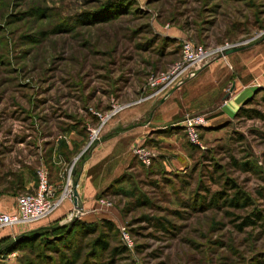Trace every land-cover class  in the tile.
Returning <instances> with one entry per match:
<instances>
[{"label": "rangeland", "instance_id": "rangeland-1", "mask_svg": "<svg viewBox=\"0 0 264 264\" xmlns=\"http://www.w3.org/2000/svg\"><path fill=\"white\" fill-rule=\"evenodd\" d=\"M184 42L233 47L152 95ZM263 53L264 0H0V192L15 203L39 170L69 191L45 219L0 230V264H264V71L220 111L228 56L243 69ZM85 173L86 209L79 196L63 209ZM74 222L93 233L68 235Z\"/></svg>", "mask_w": 264, "mask_h": 264}, {"label": "built area", "instance_id": "built-area-1", "mask_svg": "<svg viewBox=\"0 0 264 264\" xmlns=\"http://www.w3.org/2000/svg\"><path fill=\"white\" fill-rule=\"evenodd\" d=\"M233 46L224 43L221 46L211 49H204L193 46L189 42L181 45L180 61L173 64L169 70L148 79V87L152 90V95H158L167 89L178 86L184 79L194 76L196 70L209 62L213 57L222 56ZM113 111L110 113V115ZM204 122L200 118H194L186 122V128L190 135H194L193 128ZM69 181L66 182L68 187ZM69 198V191L64 190L55 195V190L49 185L46 173L43 170L37 172V186L34 192L21 194L16 197V210L14 213L6 214L0 212V230L12 226H27L39 222L51 215L62 203ZM72 217V213L67 215V219Z\"/></svg>", "mask_w": 264, "mask_h": 264}, {"label": "crops", "instance_id": "crops-1", "mask_svg": "<svg viewBox=\"0 0 264 264\" xmlns=\"http://www.w3.org/2000/svg\"><path fill=\"white\" fill-rule=\"evenodd\" d=\"M235 55L231 54L228 56V61L231 63H234V69H236V77H234L233 81V87L234 89L231 90L232 92L229 93V96L224 100L223 105L221 106V113L224 116L229 117L234 113L236 108L243 102V100L252 92L253 87H250L249 84L251 83V79L255 76H260V74L264 71V53L260 56L255 57L254 59H250L246 65H244V68L242 69L240 66L236 64V59L234 58ZM238 67V68H237ZM242 69V70H241ZM222 98V97H221ZM221 114V115H222ZM89 161V167L90 163H95V157ZM82 179L77 180V196H79V201L81 203V207L83 210L86 209V200L88 197H90L91 192H94V187L92 186V177L90 174L85 173V175H81ZM28 185L27 187H29ZM85 187V191L87 194L85 195L84 192H81L80 188ZM27 187H24V189H27ZM83 187V190H84ZM63 209H67L69 206L70 210L73 207L72 200L66 201L63 205ZM68 208V209H69ZM15 211V203L14 199L9 200V197L4 194L3 192H0V212L11 214ZM60 213L62 211L60 210ZM60 215V214H59Z\"/></svg>", "mask_w": 264, "mask_h": 264}, {"label": "trees", "instance_id": "trees-1", "mask_svg": "<svg viewBox=\"0 0 264 264\" xmlns=\"http://www.w3.org/2000/svg\"><path fill=\"white\" fill-rule=\"evenodd\" d=\"M102 223H105L106 225L109 226V224L106 222H102ZM244 225H247V223ZM67 233H68V235L70 233H74L75 235H78V236H84L85 233L86 234L87 233H93V229L85 226V224H81L79 222H74L73 224H71L69 226V230ZM33 235H34V233H32V232L31 233L28 232V233L23 234L21 236V241H20L21 244H23V246L22 245L19 246L18 249H21L22 247H26L28 244H31V238L33 237ZM20 242H19V244H20ZM92 246L94 249L102 250V251H105L108 247L106 242H104L100 236L93 241ZM63 263H65V262H63Z\"/></svg>", "mask_w": 264, "mask_h": 264}, {"label": "water", "instance_id": "water-1", "mask_svg": "<svg viewBox=\"0 0 264 264\" xmlns=\"http://www.w3.org/2000/svg\"><path fill=\"white\" fill-rule=\"evenodd\" d=\"M84 151L81 152V154L83 153ZM71 175L73 176L74 175V171H71ZM71 194H72V197H73V204L79 208L80 207V204L78 202V199H77V193H76V179H72L71 180Z\"/></svg>", "mask_w": 264, "mask_h": 264}]
</instances>
